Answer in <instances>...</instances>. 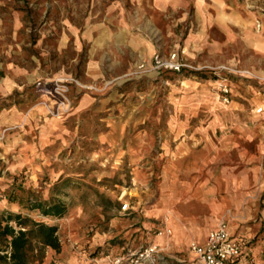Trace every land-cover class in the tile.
<instances>
[{
	"label": "rangeland",
	"instance_id": "obj_1",
	"mask_svg": "<svg viewBox=\"0 0 264 264\" xmlns=\"http://www.w3.org/2000/svg\"><path fill=\"white\" fill-rule=\"evenodd\" d=\"M135 2L0 0V106L16 100V92L31 96V85L26 76L35 63H39L36 67L41 68L48 64L72 62L73 50L60 47L59 38L63 32L86 27L87 22L106 21L111 12L130 11ZM193 3L188 1L181 18H177L172 10L162 17H154L159 34L154 37L155 43L161 44L162 41L170 46L178 43L184 46L190 41L191 51L201 42L195 33L198 26ZM211 37L224 41V35L218 31L212 32ZM181 51L183 54L187 52L185 48ZM205 55L204 50L194 59L188 56L190 60L183 61L191 67L180 72L162 70L158 76H139L140 72L134 68L130 73L109 80V84H113L112 87L120 93L117 103H121V115L132 118L124 133L118 138L114 136L111 141L102 136V140L99 139L98 135L103 130L97 127L96 115L91 111L85 115L84 130L75 134L65 133L56 155L43 162L22 163L12 151L2 147L7 131L1 126L0 107V217L20 213L57 226L60 249L45 248L39 264H103L101 260L107 254H126L153 242L163 247L162 264L165 261L167 264H197L188 243L193 238L192 229L199 226L201 218L195 211L180 213L164 207L160 201L161 172L165 164L162 151L167 148L161 144L162 132L172 118L176 122L184 121L190 127L196 120L210 119L206 112L194 111L196 107L192 106L196 102L192 84H186V81L182 84L183 80L203 82L206 90L221 104L225 103L213 88L214 77L225 75L228 79H239L245 76L243 78L250 83L264 82V76L249 70L203 61ZM75 56L78 61L77 65L70 67L73 70L70 77L78 79L85 61V50ZM7 77L9 83H6ZM72 88L78 93L93 95L102 90H86L72 84V99ZM27 100L33 101L29 108H40L49 117L64 115L53 116L47 112L42 101L53 105L52 100L35 97ZM179 105L189 107L185 111H177ZM219 115L217 120L224 121L225 116ZM170 147L173 148L174 144ZM253 148L250 146V151ZM260 151V159L249 163L261 164L262 169L256 179L250 178L248 192L238 204L224 208L214 223H203V227L208 229L225 219L230 229L243 237L246 246L255 250L254 258L258 263L264 261V146ZM63 178H69L70 183L64 185L59 193L67 203V211L62 216L46 217L8 199L7 194L16 192L18 187L44 197L50 186ZM124 202H128V209H121ZM165 217L168 218L166 223ZM171 221L181 228L177 234L179 242L174 249H169L170 236L175 233L171 225V235H156L158 229ZM11 223L14 224L13 221ZM186 235L190 237L186 238Z\"/></svg>",
	"mask_w": 264,
	"mask_h": 264
},
{
	"label": "crops",
	"instance_id": "obj_2",
	"mask_svg": "<svg viewBox=\"0 0 264 264\" xmlns=\"http://www.w3.org/2000/svg\"><path fill=\"white\" fill-rule=\"evenodd\" d=\"M188 1L136 0L130 11L111 12L106 21L87 22L86 27L63 32L59 38L60 47L73 50L72 62L48 64L41 68L35 63L28 71L26 77L31 85V96L16 92V100L1 107V126L7 131L2 147L12 151L22 163L49 160L56 155L65 133L84 130L85 115L91 111L96 115L97 127L103 130L99 139L102 136L111 141L114 136L120 137L132 118L121 115V103H117L120 93L109 84V80L130 73L134 68L140 72L139 76L160 75L162 70L152 66L155 53L167 56L185 48L187 52L178 57L190 60L188 56L194 59L205 50L203 61L239 67L264 76V26L257 29L254 25L264 8V0H192L198 26L195 33L201 42L191 51L190 41L184 45L187 47L179 43L171 46L162 41L161 44L155 43L154 37L159 34L154 17H162L172 10L177 18H181ZM217 31L224 35V41L211 37L212 32ZM83 50L85 61L78 79L92 82L102 90L93 95L78 93L72 88L71 110L56 118L49 117L40 108H29L33 101L28 98L52 100L35 92V85L72 76L71 68L78 61L75 55ZM193 59L191 61L195 62ZM243 77L229 79L231 100L227 104L217 102L203 82L183 80L182 84L185 81L192 84L196 102L192 106L196 107L194 111L206 112L210 119L196 120L190 127V124L172 118L162 132L161 144L167 148L162 151L165 164L161 172L160 201L174 211L185 214L195 211L199 215L201 221L191 231L192 240L203 241L207 231L216 225L206 229L203 223H214L224 208L238 204L248 192L250 178L256 179L262 169L261 164L249 163L260 159V149L264 146V82L250 83ZM9 82L7 77L6 83ZM188 107L179 105L177 111H185ZM259 107L262 109L257 112ZM219 113L225 116L224 121L217 120ZM170 144L174 147L171 148ZM250 146L254 147L252 151ZM167 226L175 231L169 240V249H174L181 228L173 221ZM230 232L242 243L240 261L248 264L249 258L256 256L255 250L246 246L242 236L231 229ZM257 264H264V261Z\"/></svg>",
	"mask_w": 264,
	"mask_h": 264
},
{
	"label": "built area",
	"instance_id": "obj_3",
	"mask_svg": "<svg viewBox=\"0 0 264 264\" xmlns=\"http://www.w3.org/2000/svg\"><path fill=\"white\" fill-rule=\"evenodd\" d=\"M255 28L260 29L264 26V8L260 11L258 18L254 20ZM181 52H172L167 56L155 53L152 66L157 70L181 71L185 67H191L178 56ZM142 65H140L141 67ZM77 85L82 89L98 91L101 88L94 83H83L77 78L66 76L57 77L50 82L37 83L34 87L35 92L40 95L49 96L53 105L46 100L42 103L46 106L47 112L53 116H59L68 113L73 106V99L70 95L71 85ZM213 88L220 100L227 104L230 102V84L225 75H219L213 78ZM262 108L256 109L259 112ZM2 189L0 188V196ZM128 202L121 205V209H128ZM168 218H164V223ZM171 228L167 224L158 229L156 235L169 236ZM241 241L234 237L229 229L228 222L225 219L219 220L216 225L210 228L202 242L191 240L189 249L195 257L197 264H244L240 261ZM162 245L160 243L147 244L138 250L119 255H105L102 258L103 264H162L164 256L162 255ZM248 264H257L254 257H250Z\"/></svg>",
	"mask_w": 264,
	"mask_h": 264
},
{
	"label": "trees",
	"instance_id": "obj_4",
	"mask_svg": "<svg viewBox=\"0 0 264 264\" xmlns=\"http://www.w3.org/2000/svg\"><path fill=\"white\" fill-rule=\"evenodd\" d=\"M68 183L69 178L53 183L44 197L21 187L7 195L8 199L27 210L46 217H59L67 211V203L59 193ZM60 246L56 224L31 219L20 213L0 217V264H39L45 248L59 251Z\"/></svg>",
	"mask_w": 264,
	"mask_h": 264
}]
</instances>
